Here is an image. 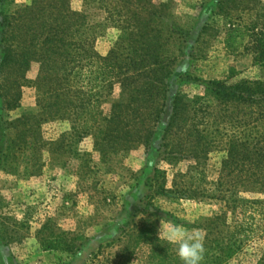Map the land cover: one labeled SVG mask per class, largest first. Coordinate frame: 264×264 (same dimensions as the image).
Returning <instances> with one entry per match:
<instances>
[{"label": "rangeland", "instance_id": "rangeland-1", "mask_svg": "<svg viewBox=\"0 0 264 264\" xmlns=\"http://www.w3.org/2000/svg\"><path fill=\"white\" fill-rule=\"evenodd\" d=\"M49 2L0 0V23L4 17L10 23L9 27L0 26L4 30L0 33V64L6 46L15 51L22 46L29 49L0 70V264H117L127 242L126 232L146 217L143 209L156 210L158 217L152 220L157 233L161 225L174 223L188 234L204 238L205 218L220 213L223 207L222 140L209 148L205 157L191 159L188 121L181 130L169 133L168 146L159 132L150 144L144 135L136 136L129 148L101 154L95 146L97 133L92 131L81 139L75 136L67 115L48 108L54 98L47 93L56 81L41 60L45 51L41 43L50 26L60 21L59 11L52 10ZM65 2L71 11H79L81 0ZM143 2L133 11L140 12L148 28L135 39L152 45L153 35H158L162 44L158 53L168 60L170 71L164 84L158 85L157 98L164 103L160 107L162 124L169 122L172 97L178 92L185 103L200 97L203 103L215 105L205 83L230 76L232 81L264 78V69L253 65L251 53L243 48L230 52L224 47L230 24L264 30V0ZM153 11L155 15H151ZM116 37L114 28L97 36L93 43L96 54L107 57ZM129 44L127 40L126 53L133 56L136 47L141 57L150 50L136 42ZM129 95L115 82L103 93V115L110 116L113 105L127 102ZM150 111L148 107L138 112L142 119L132 120L126 128L146 133ZM214 125L209 124L205 134L222 139V122L221 135L213 132ZM164 155L169 160H164ZM148 161L151 165L147 167ZM155 165L160 171L156 181ZM159 184L165 185L167 192H159ZM189 189L194 192H183ZM242 195L251 197L246 192ZM254 195L264 199V195ZM251 212L252 238L244 241L242 250L226 264H264V208ZM185 225L203 227L186 229ZM222 232L221 228L220 237Z\"/></svg>", "mask_w": 264, "mask_h": 264}, {"label": "trees", "instance_id": "trees-1", "mask_svg": "<svg viewBox=\"0 0 264 264\" xmlns=\"http://www.w3.org/2000/svg\"><path fill=\"white\" fill-rule=\"evenodd\" d=\"M143 1L146 5L150 4V0ZM140 2L142 0H81L79 11L73 12L65 0H50L51 9L59 11L60 21L56 26H50L41 43L45 48L41 60L47 67L48 75H54L56 81L52 82L54 85L47 93L54 98L48 108L56 109L59 115H67L70 129L79 139L92 131L97 133L95 146L101 154L107 150L129 148L136 136L144 135L146 143L150 144L159 132L163 133L161 140L168 146L169 133L174 129L181 130L186 121L190 125L186 132L187 141L192 145L188 153L191 159L205 157L209 148L222 140V211L206 217L204 227L185 226L186 229L203 227L201 230H206L202 264H226L242 250L244 241L252 238L254 229L248 221L253 219L251 211L264 208V199L254 195H264V78L232 81L230 76L222 81L205 83L206 89L215 97V105L203 103L200 97L185 103L178 92L172 97V116L166 125L162 124L160 107L164 103L160 104L157 98L158 85H163L165 77L170 75L169 65L168 60L165 62L158 53L162 47L158 35H153L152 45L135 39L145 35L148 28V23L141 20L140 12L133 11V8L138 9L135 5ZM150 7L151 10L155 8L154 5ZM155 14L153 11L151 15ZM9 25L6 18H2L0 26ZM108 28H114L117 37L108 56L99 57L93 43ZM0 33L3 34L4 30L1 29ZM127 40L130 46L136 42L150 50L141 57L137 55L140 49L136 47L133 49L135 56L130 55L125 49ZM224 47L230 52L243 48L252 54L253 65L264 69L263 28L230 24ZM19 49L15 51L10 46L4 48L0 70L5 64L9 65L11 59L28 54L27 46ZM146 59L149 60L147 64L143 63ZM57 62L60 64L57 65ZM115 82L121 83L130 92L129 99L125 103L114 104L111 115L105 116L101 108L103 93ZM148 107L151 109L150 119L145 123L147 127L143 126L146 133L135 127L126 128L132 120L142 119L143 114L138 115V112ZM188 110L189 117L186 118ZM221 122L222 139L221 136L208 138L205 132L209 124H215L213 132L221 135ZM122 123H125L123 128L120 126ZM163 159L169 160V156L164 155ZM149 162L147 167L151 165ZM153 171L155 180L160 173L157 165ZM151 183L153 180H149L148 184L154 186ZM217 185L219 187L221 181ZM157 190L167 192L168 189L159 184ZM244 192L251 194V197L243 196ZM141 213L146 217L141 219L140 224L134 223L132 229L126 232L127 242L117 264H182L176 256L175 246L158 239V227L152 220L158 217L156 210L143 209ZM239 215L241 218L237 217ZM221 228L225 232L220 237ZM143 245L147 246V250H142Z\"/></svg>", "mask_w": 264, "mask_h": 264}, {"label": "clouds", "instance_id": "clouds-1", "mask_svg": "<svg viewBox=\"0 0 264 264\" xmlns=\"http://www.w3.org/2000/svg\"><path fill=\"white\" fill-rule=\"evenodd\" d=\"M158 239L175 246V253L182 264H202L205 248L200 234H188L183 226L166 223L158 229Z\"/></svg>", "mask_w": 264, "mask_h": 264}]
</instances>
